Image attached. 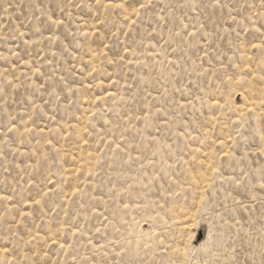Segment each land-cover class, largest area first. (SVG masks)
<instances>
[{
  "label": "rangeland",
  "instance_id": "obj_1",
  "mask_svg": "<svg viewBox=\"0 0 264 264\" xmlns=\"http://www.w3.org/2000/svg\"><path fill=\"white\" fill-rule=\"evenodd\" d=\"M0 264H264V0H0Z\"/></svg>",
  "mask_w": 264,
  "mask_h": 264
}]
</instances>
